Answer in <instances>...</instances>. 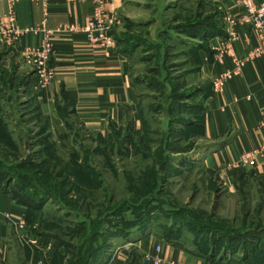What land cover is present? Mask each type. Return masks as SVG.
I'll use <instances>...</instances> for the list:
<instances>
[{"label":"rangeland","instance_id":"obj_1","mask_svg":"<svg viewBox=\"0 0 264 264\" xmlns=\"http://www.w3.org/2000/svg\"><path fill=\"white\" fill-rule=\"evenodd\" d=\"M222 6L217 0H123L109 36L138 91L136 115L105 137L85 134L75 144L60 136L57 156L69 164L65 178L19 179L9 172L6 185L39 208L29 217L33 236L22 234V240L35 236L61 245L58 257L68 261L77 254L90 256L89 264H145L146 253L168 244L173 232L185 247L194 239L189 219L239 231L264 227V178L242 175L230 190L218 169L202 166L214 155H208L212 145L198 143L186 126L204 115L212 93L199 72L228 34ZM0 117L6 120L5 113ZM29 133L0 136L5 170L25 159L27 139L35 155L45 144L38 128ZM223 249L218 259L244 256ZM12 256L10 264L60 263L55 256L32 257L27 246L17 245Z\"/></svg>","mask_w":264,"mask_h":264},{"label":"crops","instance_id":"obj_2","mask_svg":"<svg viewBox=\"0 0 264 264\" xmlns=\"http://www.w3.org/2000/svg\"><path fill=\"white\" fill-rule=\"evenodd\" d=\"M217 1L223 5L226 23L229 16L242 11L238 0ZM122 3L123 0H107L105 15L115 17ZM94 7V0H18L16 10L21 28L45 24L55 30L72 23L87 25ZM7 10L6 0H0V16ZM41 40V34H33L24 36L17 45L0 41V114H6L11 136L18 132L30 134L34 128L45 136L51 149L46 144L39 147V162L48 159L47 151L61 152L58 138L62 135L76 144L85 134L105 137L125 128L139 104L126 60L113 46L92 47L80 33L55 37V57L50 67L54 78L41 89L39 68L25 53L26 48L38 46ZM259 44L260 38L252 27L238 25L222 37L217 53L204 59L199 72L200 78L212 85V93L205 102L204 135L197 142L212 145L207 148L208 155H214L202 166L218 169L221 177L228 180L230 190L236 188L242 175L264 178V156L245 167L240 165L243 154L264 145V56L247 59L249 51ZM134 122L138 131L140 120L135 118ZM29 215L27 208L17 204L10 193L0 190V264H10L17 245L27 246L32 257L56 256L57 247L48 241L35 236L28 242L21 239L22 234L33 236ZM153 240L148 244L151 250ZM193 247L190 242L186 249L166 244L163 255L185 264H245L235 257L208 259L190 252Z\"/></svg>","mask_w":264,"mask_h":264},{"label":"built area","instance_id":"obj_3","mask_svg":"<svg viewBox=\"0 0 264 264\" xmlns=\"http://www.w3.org/2000/svg\"><path fill=\"white\" fill-rule=\"evenodd\" d=\"M17 1L6 0L8 5L7 13L0 16V41L17 45L26 35L41 34V43L36 47L25 49L27 58L31 59L40 71L41 89L49 86L54 78V72L50 69L54 57L55 46L54 39L59 35L83 34L92 47L110 48L112 40L109 33L115 25L114 16H106L104 6L107 0H94L95 7L89 22L85 26L78 24H69L55 30L48 29L45 24L39 27L21 28L18 24ZM85 1V0H80ZM242 5V11L239 15L229 16L227 18L228 31L233 30L238 25L252 27L260 38V44L249 51L247 59L254 60L264 56V2L256 3L255 0H238ZM232 39V37H231ZM230 43V42H229ZM228 43V44H229ZM227 43L225 44V47ZM264 156V145L260 148L246 152L242 155L240 165L247 166L254 159ZM145 264H185L182 262L169 260L163 255V246L158 244L153 251L144 256Z\"/></svg>","mask_w":264,"mask_h":264},{"label":"trees","instance_id":"obj_4","mask_svg":"<svg viewBox=\"0 0 264 264\" xmlns=\"http://www.w3.org/2000/svg\"><path fill=\"white\" fill-rule=\"evenodd\" d=\"M222 31L223 30L218 32H220L222 35L223 34ZM203 119H204V115L202 114L200 115L199 119H195L194 122L192 121V123H186L187 128L189 129L191 128L190 131L195 132L194 134H197L198 137L204 135ZM3 135H5L8 139L12 137L11 135L8 134L6 120L0 117V136ZM45 144L47 145L48 149H51V144H49L48 142H45ZM39 154L40 152H38L37 155H34L31 164L25 165L23 164L22 161H19V163H16L15 165H13V167H11L12 168L11 170L10 169L5 170L4 168L6 166L2 164V160H0V190L10 193L17 204L26 207L30 214L29 217L35 215L36 212L39 210V208L33 202L29 201V199L18 194V191H16V189L14 188L10 189L9 186L6 185V180L10 179L12 176L9 175V172L12 174L16 172L19 176V179L65 178V176L69 173L68 170H66V168H69V164H64L66 162H64V159L62 157L57 156L56 152L47 151L45 155L48 157V159L42 158L40 162L37 161L36 159ZM73 167H75V165ZM61 168H65V169L63 170ZM58 169H60L61 171L60 170L58 171ZM30 170H34L32 171L34 173L33 177H29L30 175L26 173L27 171ZM14 178H16V175L14 176ZM186 222L193 224V226L189 227L190 229H188V232L194 236V239L192 241L186 239V244L190 242L194 245L193 249L189 250L190 252L193 251L208 259H217L222 254V248H225L223 249L224 252L233 255L234 254L236 255L237 253H242L244 256L243 257L240 256L241 257L240 260L245 264H264V241L261 238L264 235V227L262 225L256 228L244 229V231H239L232 227L211 228L210 226L211 223H213L212 221L209 223V225L207 224L206 226L205 225L199 226L198 224L195 225L196 222L190 219L189 221L186 220ZM144 228L143 229L146 230L147 227ZM174 234H175L174 232L171 234L172 239L168 241V244H172L186 249L184 244H181L180 242L174 240L173 238ZM223 240H224V245L220 247V250H216L215 249L216 245H218V243H221ZM60 248L61 245L60 247H57L56 256L54 258L56 263L58 262V259H60L59 264H65V263L89 264L88 262L89 259L91 258L90 256L85 258L76 254L74 260L70 259L69 261L66 259L59 258L58 253H61ZM93 248H94V241H92L90 244V250L93 251Z\"/></svg>","mask_w":264,"mask_h":264},{"label":"water","instance_id":"obj_5","mask_svg":"<svg viewBox=\"0 0 264 264\" xmlns=\"http://www.w3.org/2000/svg\"><path fill=\"white\" fill-rule=\"evenodd\" d=\"M25 150H26V157L22 162L25 165H29L32 163L34 155H35L31 148V143L29 139L26 140Z\"/></svg>","mask_w":264,"mask_h":264},{"label":"bare ground","instance_id":"obj_6","mask_svg":"<svg viewBox=\"0 0 264 264\" xmlns=\"http://www.w3.org/2000/svg\"><path fill=\"white\" fill-rule=\"evenodd\" d=\"M214 41H216V40H214Z\"/></svg>","mask_w":264,"mask_h":264}]
</instances>
